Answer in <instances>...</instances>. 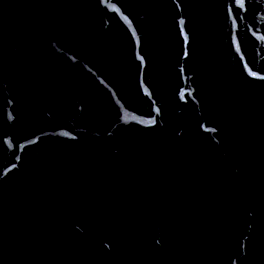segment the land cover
I'll return each mask as SVG.
<instances>
[{
    "label": "water",
    "instance_id": "1",
    "mask_svg": "<svg viewBox=\"0 0 264 264\" xmlns=\"http://www.w3.org/2000/svg\"><path fill=\"white\" fill-rule=\"evenodd\" d=\"M0 264H264V0H0Z\"/></svg>",
    "mask_w": 264,
    "mask_h": 264
}]
</instances>
